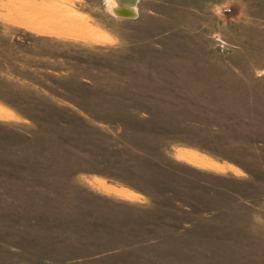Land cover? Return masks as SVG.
Wrapping results in <instances>:
<instances>
[{"label": "rangeland", "instance_id": "rangeland-1", "mask_svg": "<svg viewBox=\"0 0 264 264\" xmlns=\"http://www.w3.org/2000/svg\"><path fill=\"white\" fill-rule=\"evenodd\" d=\"M135 1L0 0V264H264V0Z\"/></svg>", "mask_w": 264, "mask_h": 264}, {"label": "bare ground", "instance_id": "bare-ground-1", "mask_svg": "<svg viewBox=\"0 0 264 264\" xmlns=\"http://www.w3.org/2000/svg\"><path fill=\"white\" fill-rule=\"evenodd\" d=\"M123 8L124 9H121L120 14L122 15H126V16H130V15H134L133 11H132V8L134 7L133 4H123ZM2 113V112H1ZM193 154V153H192ZM192 154H189V153H185L184 152V155H186V157H188L190 160L194 161V162H197V163H200V164H203V165H209V166H213V167H216V168H220L222 169V167H220L219 165H216V164H213V163H206L204 162L203 160L197 158L196 156L192 155ZM103 185L110 191L112 192H115V193H118V194H121V195H125V196H133L132 193H129L127 191H124V190H117L116 188H113L111 186H107L106 184L103 183ZM122 189V188H121Z\"/></svg>", "mask_w": 264, "mask_h": 264}, {"label": "crops", "instance_id": "crops-1", "mask_svg": "<svg viewBox=\"0 0 264 264\" xmlns=\"http://www.w3.org/2000/svg\"><path fill=\"white\" fill-rule=\"evenodd\" d=\"M179 146V144L178 145H172L171 146V148L173 149V148H176V147H178ZM181 148V147H180ZM189 150V149H188ZM171 156H173V158L174 159H177V160H181V161H183V162H186V160H184V159H180V158H178V153L177 154H172ZM189 162V161H188ZM191 163V162H190ZM107 186H110V185H107ZM99 188V187H98ZM100 189V188H99ZM102 190V189H101ZM139 196H141V195H139ZM144 198H146V196H144V195H142ZM125 199V198H124Z\"/></svg>", "mask_w": 264, "mask_h": 264}, {"label": "water", "instance_id": "water-1", "mask_svg": "<svg viewBox=\"0 0 264 264\" xmlns=\"http://www.w3.org/2000/svg\"><path fill=\"white\" fill-rule=\"evenodd\" d=\"M122 4H133L135 5L136 1L135 0H121Z\"/></svg>", "mask_w": 264, "mask_h": 264}, {"label": "built area", "instance_id": "built-area-1", "mask_svg": "<svg viewBox=\"0 0 264 264\" xmlns=\"http://www.w3.org/2000/svg\"><path fill=\"white\" fill-rule=\"evenodd\" d=\"M218 12H220V11L218 10ZM223 12L226 14H229V13H231V10L230 9H224Z\"/></svg>", "mask_w": 264, "mask_h": 264}]
</instances>
